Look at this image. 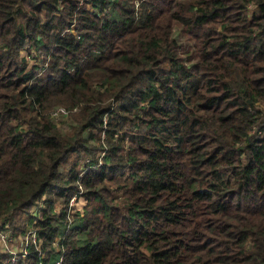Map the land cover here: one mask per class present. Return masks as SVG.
<instances>
[{"label": "trees", "instance_id": "1", "mask_svg": "<svg viewBox=\"0 0 264 264\" xmlns=\"http://www.w3.org/2000/svg\"><path fill=\"white\" fill-rule=\"evenodd\" d=\"M9 225L0 264H264V0H0Z\"/></svg>", "mask_w": 264, "mask_h": 264}, {"label": "rangeland", "instance_id": "2", "mask_svg": "<svg viewBox=\"0 0 264 264\" xmlns=\"http://www.w3.org/2000/svg\"><path fill=\"white\" fill-rule=\"evenodd\" d=\"M174 35L178 40V52L182 54L184 53L188 54L185 56V58L187 59L189 58L188 59L189 61L194 60L195 54L193 53L194 46H193L192 40L182 35L178 28L175 30ZM23 54H26V52H24ZM28 62H29L28 67H31L34 64H36V59H34L33 57L29 55ZM61 118L63 117H60L59 119ZM103 155H104V150L98 153L99 159L96 165H100L102 163ZM73 163H74V160L73 158H71L67 162L62 164L61 171L65 175V178H68V171L70 170L71 166H73ZM91 163H92L91 157H84V158L79 159V162L75 166L76 170H78L79 178L83 177V175L86 173L88 168L91 166ZM74 195H76L77 197H75ZM74 195H72V200H70V202L72 201V204L70 205L71 210L73 208L74 211H76L77 209H81V211H83L84 210L83 209L84 208V197L81 194V191H79L78 194H74ZM34 209L35 207H32V210ZM61 209H62V204L60 203V201H58L56 203V210L60 211ZM29 238H30L29 228L26 233H22L20 231L15 232L14 229L11 227V225L6 226L4 229L0 230V252H6V253L10 252L12 255L8 257L7 259L14 256V259L17 260L20 255L19 253H23L27 249Z\"/></svg>", "mask_w": 264, "mask_h": 264}, {"label": "built area", "instance_id": "3", "mask_svg": "<svg viewBox=\"0 0 264 264\" xmlns=\"http://www.w3.org/2000/svg\"><path fill=\"white\" fill-rule=\"evenodd\" d=\"M59 113H65L66 114V110L64 108H60L59 110L54 112V114H56V115H59ZM75 197H77V196L75 195ZM71 200H72V198H71ZM70 203L72 204V201ZM30 235H32V237L34 238V232H32L31 230H30ZM34 241H35V239H34ZM25 252H26V250L23 252V254H25ZM14 260H15L14 256H12L10 258V261H14Z\"/></svg>", "mask_w": 264, "mask_h": 264}]
</instances>
